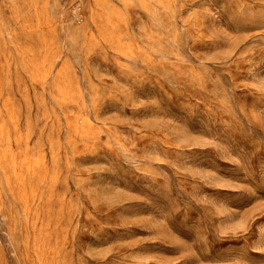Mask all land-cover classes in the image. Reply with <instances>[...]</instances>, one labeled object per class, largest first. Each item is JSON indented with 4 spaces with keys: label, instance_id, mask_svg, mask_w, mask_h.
Segmentation results:
<instances>
[{
    "label": "rangeland",
    "instance_id": "374dc122",
    "mask_svg": "<svg viewBox=\"0 0 264 264\" xmlns=\"http://www.w3.org/2000/svg\"><path fill=\"white\" fill-rule=\"evenodd\" d=\"M0 264H264V0H0Z\"/></svg>",
    "mask_w": 264,
    "mask_h": 264
}]
</instances>
